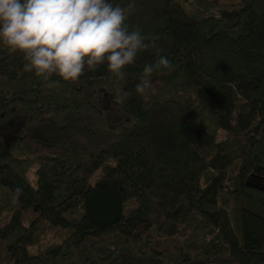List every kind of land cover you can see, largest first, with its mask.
Listing matches in <instances>:
<instances>
[{
	"label": "trees",
	"instance_id": "obj_1",
	"mask_svg": "<svg viewBox=\"0 0 264 264\" xmlns=\"http://www.w3.org/2000/svg\"><path fill=\"white\" fill-rule=\"evenodd\" d=\"M134 4L123 80L48 88L0 44V264H264V0Z\"/></svg>",
	"mask_w": 264,
	"mask_h": 264
},
{
	"label": "clouds",
	"instance_id": "obj_2",
	"mask_svg": "<svg viewBox=\"0 0 264 264\" xmlns=\"http://www.w3.org/2000/svg\"><path fill=\"white\" fill-rule=\"evenodd\" d=\"M135 8L110 0H0V44L21 53L25 72L53 88L59 81L76 83L86 71L106 64L123 80L124 69L146 48V37L127 23ZM156 49L157 59L147 64L134 92L143 97L152 89L154 72L171 69L172 61ZM132 93H126L130 97ZM17 188L15 195H22Z\"/></svg>",
	"mask_w": 264,
	"mask_h": 264
},
{
	"label": "rangeland",
	"instance_id": "obj_3",
	"mask_svg": "<svg viewBox=\"0 0 264 264\" xmlns=\"http://www.w3.org/2000/svg\"><path fill=\"white\" fill-rule=\"evenodd\" d=\"M184 1L187 4L188 3L192 4V6H199V4H202L204 2H208L211 6L212 4H215V5L231 4L232 2L234 3L236 0H184ZM29 175L31 174L29 173ZM28 217L29 215L25 214L23 216V220L27 222ZM62 235H64V231L60 228H57V227H53L52 229L46 228L45 231L40 232L39 241L36 244L31 245L30 248L33 251H37L38 249L43 247L46 243L59 240L62 237Z\"/></svg>",
	"mask_w": 264,
	"mask_h": 264
}]
</instances>
